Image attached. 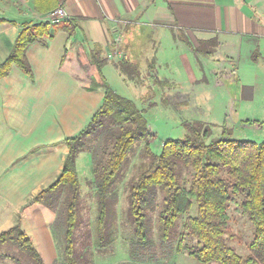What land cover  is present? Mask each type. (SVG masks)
Here are the masks:
<instances>
[{"label":"trees","instance_id":"obj_1","mask_svg":"<svg viewBox=\"0 0 264 264\" xmlns=\"http://www.w3.org/2000/svg\"><path fill=\"white\" fill-rule=\"evenodd\" d=\"M33 4L36 10L45 13L54 10L58 0H33ZM78 19L25 23L11 54L0 66V77L8 73L12 63L29 73L28 46L36 42L47 44L45 40L52 38L58 29L71 37ZM4 21L0 18V23ZM211 43L215 45L216 41ZM107 51L99 44L89 49L81 44L76 49V62L87 81L84 88L102 89L103 102L88 125L66 140L69 153L58 179L33 200L50 222L58 255L53 264H93V247L104 249L115 240L112 235L119 202L117 186L127 163L138 151L146 161L129 186L128 214L135 238L130 245L132 260L144 263L148 255L152 256L156 246L152 221L153 213L157 212L158 237L168 248L176 243L177 251L202 264H264V141L236 140L226 126L220 137H212L209 124L188 121L184 123L187 133L183 138L165 140L161 152L155 153L144 110L132 99L120 95L104 76L103 69L111 61ZM196 51L205 55L214 52L201 46ZM71 60L72 51L66 50L61 68L69 67ZM115 66L130 82L141 75L139 65L126 58L116 61ZM148 68L152 75L155 65L150 63ZM154 82L176 87L156 76ZM83 152L92 158L96 218L93 240L84 242L81 249V182L77 159ZM194 203L197 213L192 216ZM231 203L240 206L254 227L245 256L228 243ZM181 219L182 230L178 231ZM7 260L13 264H46L31 236L19 224L0 233V262Z\"/></svg>","mask_w":264,"mask_h":264},{"label":"crops","instance_id":"obj_2","mask_svg":"<svg viewBox=\"0 0 264 264\" xmlns=\"http://www.w3.org/2000/svg\"><path fill=\"white\" fill-rule=\"evenodd\" d=\"M15 4L13 17L0 14L5 20L0 23V66L22 26L51 12L36 10L33 0ZM58 7L66 12L61 23L79 18L74 34L58 29L47 44H30V72L12 63L0 77V233L19 224L46 264L55 262L57 249L49 219L33 200L58 179L69 153L66 140L88 125L104 98L102 89L84 88L87 81L76 62L79 45L119 51L139 67L142 61L153 63L158 79L180 88L183 81L175 73L162 75L164 68L173 64L180 76L190 75V82L207 83V74L197 75L196 68L205 71L208 64L214 86L223 87L232 103L239 92L232 93L228 83L239 81L243 90L264 79V0H58ZM200 46L214 52H197ZM136 47L145 53L140 63L133 57ZM66 50L72 60L61 68ZM120 59L111 63L127 82L114 65ZM243 99H238L240 107Z\"/></svg>","mask_w":264,"mask_h":264},{"label":"rangeland","instance_id":"obj_3","mask_svg":"<svg viewBox=\"0 0 264 264\" xmlns=\"http://www.w3.org/2000/svg\"><path fill=\"white\" fill-rule=\"evenodd\" d=\"M15 1L0 0V14L8 18L13 17L16 14ZM134 55L133 57L140 63L145 53L143 49L136 47ZM107 65H109L107 69L109 85L120 95L132 99L140 109L144 110L151 132V148L155 153L161 152L165 140L183 138L187 133L184 123L188 121H202L209 124L213 133L212 137H220L224 126H226L232 131V138L236 140H248L256 143L264 141V79H262V83L258 82L259 84L243 85V90L239 81H231L232 85H229L224 79L223 83H228V88L232 93L239 92L238 98H233V104L230 95L223 87L214 86L213 78L209 75L210 66L208 64L204 67L205 71L196 68L197 75L201 76L202 72L207 74L209 79L207 83L190 82V75L183 72L180 76V69H175L173 64H170V68H164L161 71V74L165 76L175 73L174 76L181 82L183 81L182 88L180 86L163 87L156 84L153 74L157 69L155 68L150 75L148 68L150 62L142 61L140 63L139 81L133 82H126L111 61ZM246 96H252L253 99L246 102ZM238 99H243L242 107H240L242 102ZM152 104L154 105L152 106ZM144 161L146 160L138 151L131 157L124 169L122 180L117 186L119 202L116 206L115 233L114 236L112 235L115 240L104 249L93 247V264H202L189 257L187 253L177 251L176 243L171 248L161 244L158 237L157 212L153 213L152 221L153 238L156 242L152 256L148 255L144 263L130 258V245L135 238L133 237L134 224L128 214L129 186L131 181L139 176L141 164ZM77 170L81 182L79 248L82 249L84 242L90 243L93 240L96 218L92 158L89 153L83 152L79 155ZM196 213L197 204L194 203L190 215L194 216ZM229 214L228 243L239 254L245 256L249 253L248 247L254 237V227L239 205L231 203ZM179 224L178 231H181L183 219ZM86 249L87 247H85ZM0 264L13 263L7 260L1 261Z\"/></svg>","mask_w":264,"mask_h":264},{"label":"built area","instance_id":"obj_4","mask_svg":"<svg viewBox=\"0 0 264 264\" xmlns=\"http://www.w3.org/2000/svg\"><path fill=\"white\" fill-rule=\"evenodd\" d=\"M66 17V12L63 7H58L55 10L49 12L46 16L41 17L42 21H48L51 23H60V21ZM115 57L124 58L122 56V53L119 51H112L109 50L108 52V58L112 59Z\"/></svg>","mask_w":264,"mask_h":264}]
</instances>
